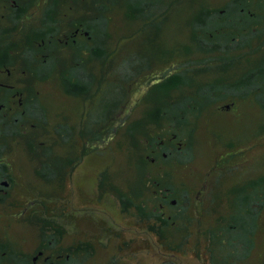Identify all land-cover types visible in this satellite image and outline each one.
Segmentation results:
<instances>
[{
	"label": "trees",
	"instance_id": "16d2710c",
	"mask_svg": "<svg viewBox=\"0 0 264 264\" xmlns=\"http://www.w3.org/2000/svg\"><path fill=\"white\" fill-rule=\"evenodd\" d=\"M234 2L236 11L241 7L240 0ZM220 4L221 0L105 2V11H99L101 17H91L96 24L91 22L87 28L89 38L80 46L89 49L73 50L72 58L69 51L52 52L43 50L42 45L40 61L35 63L34 56L25 57L21 64L14 65L8 60L11 46L0 44V81L12 86L0 82V143L10 138L15 143L14 154L25 156L38 166L34 169L46 173L49 192L54 178L57 219L63 221L58 222V230L65 234V222L71 219L65 210L59 214L58 193L66 194L69 200L71 180L78 183L88 174V158L91 164L97 163L96 170L93 168L99 182L97 201L105 203L114 193L122 212L134 219L126 224L114 221L119 228L107 220L102 227L97 224L101 230L87 227L92 249L87 264H132L138 249L150 247V237L167 255L162 264H180L176 255L191 251L204 264H264V170L244 175L246 179L234 191L233 202L229 198L222 202L213 189L210 206L199 207L193 215L184 206L186 190L171 184L172 166H186L195 159L200 118H210L204 133L210 142L226 147L222 156L244 148V144L213 132L217 115L238 114L245 119L243 125L252 143L264 139V98L253 88L245 96V82L240 76L231 77L243 57L234 53L227 57L234 64L215 65V59L225 58L220 57L221 50L213 47L199 51V35L189 24H182L187 20L183 18L185 13L193 12L188 19L192 25L198 16L219 13ZM179 15L178 31L169 33L166 28ZM212 23L208 27L215 30L210 33L220 41L221 36L225 37L226 13L223 19H212ZM210 33L202 36L210 41ZM239 35L233 33L234 37ZM254 35L249 32L251 45L257 42ZM194 54L202 59L201 65L187 60ZM252 59L246 62L250 82L255 85L259 66L257 59ZM44 84L52 89L44 92ZM142 87L143 95L136 101ZM17 91L23 94L14 97ZM99 100L102 108L95 107ZM215 105L218 107L212 113L209 109ZM0 146L2 154L4 145ZM123 151L135 159V177L126 189L108 181L105 170L113 156ZM236 157L224 159L239 165L244 156ZM221 161L214 164V173L233 176L244 169L237 165L222 169ZM159 163L166 168H160ZM80 166L86 167L81 176L77 174ZM170 208L174 213L165 212ZM138 225L144 228L139 230ZM127 230L131 231L129 235Z\"/></svg>",
	"mask_w": 264,
	"mask_h": 264
},
{
	"label": "flooded vegetation",
	"instance_id": "af4514ba",
	"mask_svg": "<svg viewBox=\"0 0 264 264\" xmlns=\"http://www.w3.org/2000/svg\"><path fill=\"white\" fill-rule=\"evenodd\" d=\"M110 1L113 0H2L0 44L5 42L3 47L11 46L8 49L13 56L8 60L14 65L21 64L25 57L34 56L35 63L40 61L42 45L43 50L69 51L72 58V51L81 48L89 38L91 22L96 24L91 17H101L99 11H105L104 3ZM234 1L238 0H221L219 13L198 16L192 25L188 19L192 18L190 15L193 12L185 13L183 18L187 20L182 21V24H189L188 27L199 35L198 41L202 43V47L197 46L199 51L213 47L221 50L219 55L225 58L215 59V65L223 67L234 64L227 58L234 53L238 57L242 56L241 62H237L238 69L232 72L231 77L240 76L245 82V96H249L250 88H253L264 98V0H240L241 7L236 11L233 10L237 7ZM225 13V37L221 36L219 41L210 33L215 30L214 27L208 25H213L212 19H223ZM188 27L181 31H186ZM234 32L240 35L234 37ZM249 32L257 36V42L252 45ZM204 33H210V41L202 36ZM88 49L85 47L83 50ZM189 57L187 60L194 64L201 65L203 62L198 54ZM250 57H253L252 61L257 59L259 66L255 85L250 82V67L246 62L250 61ZM19 94L23 93L17 91L13 95L17 97ZM1 143L4 152L0 154V264H87L89 241L87 236L79 235L87 229L86 222L68 219L65 222V234L61 233L58 222L63 224V221L57 219L56 196H53L56 193L54 178L50 181L52 187L49 192L45 181L49 176L34 169L38 166L32 164L30 159L14 154L15 143L10 138ZM48 199L51 204H48ZM72 205H66L68 215L74 212ZM103 225L100 224L101 227ZM114 226L120 227L117 223Z\"/></svg>",
	"mask_w": 264,
	"mask_h": 264
},
{
	"label": "rangeland",
	"instance_id": "374dc122",
	"mask_svg": "<svg viewBox=\"0 0 264 264\" xmlns=\"http://www.w3.org/2000/svg\"><path fill=\"white\" fill-rule=\"evenodd\" d=\"M180 18L176 16L173 22H170L166 30L170 33L178 31L177 28L180 27V23L178 22ZM171 42V41H170ZM44 92H47L52 89V87L48 84H44L41 86ZM142 90H145L142 87L139 92L135 96V100L139 101L142 97ZM56 100V99H54ZM96 102V101H95ZM57 103V102H56ZM100 100L97 101L95 107H99ZM224 104V103H223ZM216 107L209 109L212 113L216 110ZM59 108V103L57 104ZM94 107V106H93ZM92 107V108H93ZM99 108H102L99 107ZM239 109L238 111H240ZM93 113V112H92ZM212 113H209L212 114ZM126 116V113H124ZM214 115V114H213ZM217 115L213 124V132L217 133L224 139H233L237 140L236 142H241L240 145L244 144V148L238 149L236 151L227 152L224 156L222 154L227 151L226 147L223 145H217V141L210 142V138L206 136L204 133V127L209 123L210 118H200V128L198 129L199 143L196 144L195 147V159L190 164L184 165H173L171 168V180L175 188L178 190H186V198L183 200L184 206L190 209L191 214L193 215L194 211H198L199 207H207L210 206V196L217 191L218 195H220V199L225 203V199L229 198L233 202L235 199L236 189L239 188V185L242 184V180H245L246 177L244 175L253 173V170H264V139H260L252 143L249 139L248 128L244 127L245 119H241V116L235 114L234 116H223ZM133 118V117H132ZM243 137H245L244 141H239ZM214 139V138H213ZM249 139V140H248ZM234 140V141H235ZM235 144V143H234ZM263 144V145H262ZM236 148V145L234 146ZM115 153V152H113ZM237 155L236 158H242V163H238L239 165H234L232 162H227L224 158L230 155ZM240 154V155H239ZM114 155V154H113ZM223 159L222 169L226 167H239V169H243L240 174L233 176H224L222 172H213L212 170L214 164L217 160ZM135 159L130 154L123 151L120 154L117 153L115 157L113 156L112 162L110 163L105 170L108 171V181L114 182L118 187L126 189L132 183L131 180L135 177ZM88 165L87 170L88 174L85 177H82L81 180L77 183L76 181L70 182V188L67 191L69 194V200L67 199L66 194L58 193L60 195L57 202V208L60 215L63 214V211L66 209V204L71 203L72 210L71 211V219L73 220H84L87 224V227H98L97 224H104L105 220L108 221L109 224L117 222H123L126 224L127 222L132 223L133 218L129 217L127 214L122 212V205L115 196L114 193L111 194L108 201L105 203L97 201L98 197V175L93 171L95 168V163L90 162L89 158L87 159ZM226 162V163H225ZM241 162V161H240ZM242 165L243 167H240ZM246 165V167H244ZM167 165L159 163L160 168H166ZM86 167L80 166L77 169V174L79 176L85 172ZM96 170V168L94 169ZM254 171V172H255ZM134 174V175H132ZM254 175V173L252 174ZM221 177V179H219ZM213 184V185H212ZM209 191L206 194V191ZM72 199V200H71ZM102 203V204H101ZM115 203V206H113ZM215 204H212V207ZM111 208V209H110ZM168 214L174 213V210L171 208L165 210ZM214 215V213H212ZM59 218H65L63 216ZM208 218V217H207ZM212 218V217H210ZM101 220V221H100ZM261 224L264 226V217L261 219ZM144 227L138 225V229L141 230ZM100 230L102 228H99ZM195 230V228H192ZM88 230L85 228L84 232L80 233L81 237L87 236L88 239ZM131 233L130 230H127V234ZM153 236V235H152ZM175 240H179V236H174ZM193 241V240H192ZM150 247L148 248H140L137 250L135 259L132 261V264H162L164 259L167 257L166 254L162 252L159 245L156 243L154 237L149 238ZM91 249V248H90ZM101 249V248H100ZM92 250V249H91ZM104 250V249H103ZM113 251V249H112ZM100 251L98 250V253ZM195 251H191L189 253L176 255L175 259L180 264H204V262L197 257ZM208 256V254H206ZM99 256V254H98ZM100 257V256H99ZM209 257V256H208ZM97 258V257H96ZM101 258V257H100ZM207 258V257H206ZM209 262V258L207 259V263Z\"/></svg>",
	"mask_w": 264,
	"mask_h": 264
}]
</instances>
